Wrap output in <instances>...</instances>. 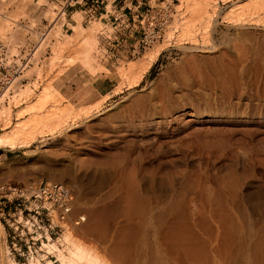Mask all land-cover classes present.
<instances>
[{"label":"rangeland","instance_id":"374dc122","mask_svg":"<svg viewBox=\"0 0 264 264\" xmlns=\"http://www.w3.org/2000/svg\"><path fill=\"white\" fill-rule=\"evenodd\" d=\"M2 1L0 21L10 24L6 40L0 37L4 49L0 53L9 65L31 59L20 77L24 81L10 91L14 97L18 89L32 87V96L19 109L36 103L44 88L52 87V95L60 88L75 93L72 84L89 83L96 75L108 77L118 86L121 69L129 71L154 49L162 50L138 86L112 97L115 88L103 97L104 103L103 98L97 100L102 102L100 107L81 116L70 131L65 132V126L72 120L61 128L65 127L62 135L36 142L28 159L24 160L26 151L0 149V188L11 185L30 190L42 180L68 185L77 198L75 215L87 217L73 232L75 241L104 254L111 264H264V97L263 101L257 98L258 92L264 95V1L217 0L216 12L210 11L214 15L212 34L208 33L216 50L207 53L200 46L195 50L187 41L179 43V30L165 44L166 34L179 19L195 21L196 16H203L196 20H205L201 0H152L155 9L169 8L171 19L161 39L135 56L132 48L138 46L152 20L150 7L141 11L143 17L136 26L131 20L125 35L134 40L131 43L129 38L122 49L121 26L107 25L104 19L87 21L85 29L98 23L100 30L97 49L86 66L81 41L68 17L66 21L64 1ZM33 2L34 7L30 6ZM252 2L261 4L257 6H262L260 11L254 3L255 9L251 8ZM231 11H238V17L227 16ZM16 14L20 16L12 24L9 18ZM69 37L74 39L66 45ZM115 38L121 42L119 47ZM58 48L63 50L56 51ZM56 53L58 60L51 66ZM129 72L132 78L138 70ZM221 78L233 90L249 95L241 101L238 96L228 102L221 99L225 105L204 104L202 95L221 97ZM89 94L85 90L71 98L61 95L55 105L93 108L98 103H92ZM213 106L218 114L204 111ZM160 122L166 124L157 130ZM209 132L217 133L224 143L214 146L207 142L204 135ZM1 202L0 193L2 209ZM9 224L8 218H0V264H30L26 252L22 256L13 249ZM176 226L177 237L169 231ZM180 242L192 246L195 255L184 253ZM44 243L49 244L44 241L43 251L34 258L53 264L56 254L46 259Z\"/></svg>","mask_w":264,"mask_h":264},{"label":"bare ground","instance_id":"6f19581e","mask_svg":"<svg viewBox=\"0 0 264 264\" xmlns=\"http://www.w3.org/2000/svg\"><path fill=\"white\" fill-rule=\"evenodd\" d=\"M185 1L186 0H184V2ZM223 1L225 2L227 0H223ZM253 1H258V0H253ZM261 1L262 0H259L260 3H261ZM216 2H217V0H201L200 4H201V6H203L202 10L204 12V14H202V15L207 16L206 18L204 17L205 20H196V17H198V16L195 17L196 23H195V21H193L192 18H189V17L179 19V21L174 25L175 27L172 28V30L170 32H168V34H166L167 35L166 38L168 41L165 44L168 45L169 41H171V39H173L172 36L174 34V31L179 30L180 33H178L179 35L177 36L178 37L177 40L179 43L187 41L188 43H190L191 45L194 46L195 50H198L199 49L198 47L200 46L203 49V50L200 49L201 52H203V53L210 52L211 50H216V46L211 42L212 41V40H210L211 38H209V35L212 34V33H210L211 30L209 32V29H211L210 22H211L212 17L214 16V15L210 14V11H212L214 13L216 12V5H217ZM253 3L255 4L256 2H252L251 8L254 5ZM262 4H263V2H262ZM259 5H261V4H259ZM259 5L257 3V6H259ZM254 6H256V4ZM257 6H256V8H257ZM260 7L262 8V6H260ZM253 8L255 9V7H253ZM260 9H258V10L260 11ZM202 10H200V11H202ZM242 10H243L242 6H239L238 11H242ZM262 10L264 12V9H262ZM256 11H255V13H256ZM237 12L231 11L230 15H227V16L230 17L232 15L233 16L235 15L234 17H236ZM18 16H20V14L19 15H17V14L11 15V18H9V21L11 23L13 22L12 24H14V23L16 24L17 20L19 18ZM47 16H48V14H47ZM255 16H256V14H255ZM199 17H201V16H199ZM202 17L200 19H202ZM240 17H241V15H240ZM240 17H239V19H236L237 22L240 21ZM74 18L77 21L78 26H72V28H73V31L75 32V34L77 35L76 39L81 41V44H82V47H81L82 52L81 53L84 55L83 62L86 66L93 59V54H95V50L97 49L96 47H97L98 41H97L96 35L98 34L100 27H99L98 23H96L90 30H87L81 25V17L79 14H77ZM0 19H1V13H0ZM227 19H229V18H227ZM2 20L0 21V37L2 39H5L6 33H7L6 30L8 29V27H9L8 24H10V23L9 22L5 23L6 21L4 22ZM241 23H242V20H241ZM236 26H238V25H236ZM208 33H210V34H208ZM56 35H57V31H56ZM56 35L54 37H56ZM200 38H201V40H200ZM7 39H8V37H7ZM73 39L74 38L69 37L67 44L66 43L65 44L66 45L71 44ZM8 40H10V39H8ZM42 44H44V41L42 42ZM65 44L61 48H65V46H66ZM41 45H40V47H41ZM44 45H46V44H44ZM55 46H57V44ZM60 46H62V45L60 44ZM163 46H165V45H163ZM162 47L160 46V48H162ZM191 49H193V48H191ZM57 50H63V49L58 48V49H56V51ZM161 50L162 49H159V48L154 49L152 52L148 53L147 56L145 55L146 57L144 58V60H142L140 62V64L138 66L132 65L130 67V70H133L135 68L138 70V73H136L132 78L129 76L130 70L129 71L127 70L128 71V73H127V71H125V69H124V71H123V69H121L122 71L120 70L119 72H121V73H119V74L122 77V81L118 84L116 89L110 95L113 97L115 95L121 94L125 88L130 89V88L138 86L141 83V81L143 80L144 76L149 72V70L152 68V66L154 65V63L158 59ZM57 53L55 54V58L54 59L52 58L53 61L50 62V63H52L51 66H53L55 61L58 60L59 56ZM76 61H79V60L76 59ZM78 64L81 65L83 63H78ZM84 64L82 66H84ZM74 65H76V62L74 63ZM82 66H80V67H82ZM100 71H103V67L100 68ZM105 71H108V70H105ZM11 73L12 72H9L10 75H11ZM225 77L226 76H224L223 78H225ZM21 78H17V79L13 78L12 82L9 84V87H7V89H4V90L2 89V95L0 98V149L9 150L11 152L26 151V153L24 155L25 156L24 160L28 159L27 154L30 153L29 150L33 147V145L36 142L44 143L47 141L46 139L49 137L54 138L56 136L62 135L65 127H66L65 132L70 131L72 128H74V125H75L74 123L77 120H79V118L81 116L88 115V114L92 113L91 111L98 109V107H100V105H101L100 103H102L100 101V103H98V102H97L98 104L96 103L97 105L94 104L93 106H95V107H93V108L87 107V108H83L80 110H76L72 104H68V106L65 108H62V107L59 108L58 107L59 105L57 106L55 104L59 103L60 100L57 101L56 99H58L62 95L61 92L56 89L55 94L52 95V91H51L52 87H50V88L47 87V88L43 89L44 91L41 93V95L38 98L36 103L28 104L27 107L19 109L20 107L23 106V104H26V100L30 99V97L32 96V93L34 92L31 86H27V88L25 87L26 89H22V88L18 89L15 93L16 96H14V97L11 96L10 91L15 90V89H17V87H19V83L21 84V82L23 81V79L21 80ZM223 78L220 79V83L218 86L221 89V94H220L221 97L210 98L209 95H206L205 96L206 98H204L202 95L200 99L202 100V102L204 104L210 105L212 103L215 104L216 102H220L222 105H225L226 103H222L221 99H223L224 102L225 101L228 102L231 100V97L233 99V97L238 96L237 98L239 99V101H241L244 98V95H249L246 92L238 93L237 90H235V89L233 90L232 87H229V85L226 84L227 82ZM227 79H228V77H227ZM236 83H237V81H236ZM240 87H243V86H240ZM239 91H242V90H239ZM258 93H259L258 96L256 95L258 100L263 101L264 95H261L260 94L261 92H258ZM79 97H80V94H79ZM249 98H251V97H249ZM104 99L105 98H103V100H102L103 103L106 100V99L105 100ZM7 101H8V103H7ZM51 104L53 106L49 107ZM256 105H258V104H256ZM14 109H18L16 114H14ZM252 110H253V108H252ZM258 110H260V109L258 108ZM204 111L206 113L209 112L208 113L209 115L210 114L216 115V113L217 114L219 113V110H216L214 108V106H213V108L207 107L204 109ZM199 113H200V110L198 111L197 114H199ZM221 113H224V112H221ZM254 114H256V113L254 112ZM69 120L73 121L71 125L68 124V122H70ZM66 123L69 126L68 125H67L68 127L65 126L64 129L61 131V128H63V126L66 125ZM165 124L166 123H163V122L158 123V129H157V127H156V129L161 130L160 127H162V125H165ZM162 136H163V134H161L159 132L158 137L161 138ZM204 137H205V139L208 138L207 142H209L210 144H212L214 146H219V145H222L224 143V141H222L221 139L218 138L219 135L217 133H210L209 132L206 135H204ZM171 144H174V143H171ZM174 145H178V144H174ZM171 147H172V145H171ZM67 187H69V186L67 185ZM76 200H77V198H76ZM81 216H83L87 221V217L85 214H83ZM74 218L76 219L77 216L74 215ZM74 218L72 217V220H69L68 224H65V227L63 230L64 233L61 236V238H58L53 242L51 235L48 233V235L50 236V239H48L49 244L44 243V248L47 250V253L48 254H56L57 262L59 264H111V262L106 258V256L104 254L100 253L99 251H97L93 247H89V246L85 245L84 243L80 242L79 240H78V242L75 241L77 239H75L73 232L75 230H77L79 228V226H78V228L73 226L72 223H73ZM160 223L161 222H159V224ZM169 229H170L169 231L172 230L173 236H175V237L178 236V234H179L178 230L179 229L177 228V226L172 228V229L171 228H169ZM179 240L181 241L182 238H179ZM178 246L188 256L193 257L195 255V250L192 246L191 247L189 245L187 246L184 242H180V244H178ZM31 259L32 260L30 261V264L31 263L32 264H42V261H40L39 259H36L34 257H31ZM146 263H148V262H146ZM48 264H51V263H48ZM143 264H145V263H143Z\"/></svg>","mask_w":264,"mask_h":264},{"label":"built area","instance_id":"2783aa9c","mask_svg":"<svg viewBox=\"0 0 264 264\" xmlns=\"http://www.w3.org/2000/svg\"><path fill=\"white\" fill-rule=\"evenodd\" d=\"M152 1V0H150ZM76 2V3H74ZM119 0H113L114 10L118 9ZM74 3V4H73ZM78 0H68L63 8H72ZM97 5H103L104 0H95ZM151 9L152 20L148 21V30L138 41V46L132 48V56L139 55L142 50L150 48L162 37V33L171 19V11L167 9ZM121 11V10H120ZM153 13V14H152ZM145 21V18L142 22ZM128 25V23H127ZM4 49L0 46V51ZM31 59L20 60V65L8 64L7 58L0 53V98L2 89L9 87L13 78L22 77L30 65ZM9 72H12L11 75ZM24 81V80H23ZM2 211L0 218L9 219V228L12 231L13 249L28 257H37L43 250V242H48V233L57 239L58 233H62L65 224L74 218L76 212V195L72 189L60 182L40 181L30 190H24L15 186L6 185L0 188ZM76 215L73 226L81 227L86 219ZM54 257L47 254L46 259ZM56 264L57 261L53 262Z\"/></svg>","mask_w":264,"mask_h":264},{"label":"crops","instance_id":"0c3cea01","mask_svg":"<svg viewBox=\"0 0 264 264\" xmlns=\"http://www.w3.org/2000/svg\"><path fill=\"white\" fill-rule=\"evenodd\" d=\"M35 1H36V3H38L40 0H35ZM44 1L46 3H47V1H50L53 3H60V2L64 1V4L62 6L64 8L65 3L68 0H61L60 2L57 0H44ZM112 1L113 0H104V4L101 6V5H97L95 3V0H78V3L76 5H74L72 8H67L65 10L66 21H67V17H68V20L71 23V24L69 23V25L78 26V23L74 17L77 14H79L80 17L83 18V22H81L82 26H83V23H86L87 21L90 22L93 19H95L94 21L104 19L105 22L107 23V25L109 24V25L118 26V27L121 26L123 28V30H122L123 33L119 37H123L122 42L124 44L121 47V49H122L123 46L126 45L129 38L131 40V43L134 40L133 36H131V35L126 36L125 35L127 33V31L130 29L129 27L132 26L131 20L134 21V26H136V23L138 22V20H140V18L143 17V14L141 13V11H143L147 7L151 6L152 1H150V0H119L117 10L113 9ZM74 3H76V2H74ZM30 6L34 7V2H33V4H30ZM109 7L112 8V11L108 10ZM127 23H128V25H127ZM64 27L66 29V32L70 31L68 25H64ZM84 28H86V27H84ZM132 32H136V31L133 30ZM115 39H117V40H113V41H116L117 43H119V45H117L119 47L121 45L120 44L121 42H119L120 41L119 38H115ZM123 51H125V50H123ZM79 85H78L79 86L78 87L77 85L72 84L71 90L75 89L76 90L75 93H68V91L64 92L61 88H60V92H61V94H62V92L64 93L62 95L69 96L71 98V97H74L80 91L83 92L85 90H90V94L87 97L92 103H95L100 98H103L107 94L111 93L117 86V85L113 84V81L110 78L104 77L103 75H101V76L96 75L91 79V81L89 83H86L83 85H82V80H81ZM87 97L85 96L84 100ZM1 211H2V209L0 208V212ZM0 215H1V213H0Z\"/></svg>","mask_w":264,"mask_h":264}]
</instances>
